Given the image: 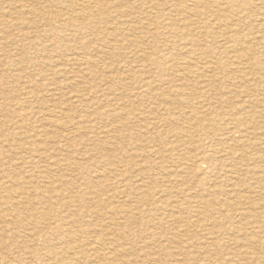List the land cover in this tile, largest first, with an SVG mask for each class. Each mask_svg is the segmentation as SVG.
Wrapping results in <instances>:
<instances>
[{"label":"rangeland","instance_id":"obj_1","mask_svg":"<svg viewBox=\"0 0 264 264\" xmlns=\"http://www.w3.org/2000/svg\"><path fill=\"white\" fill-rule=\"evenodd\" d=\"M95 1L0 0V264H264V0Z\"/></svg>","mask_w":264,"mask_h":264},{"label":"bare ground","instance_id":"obj_2","mask_svg":"<svg viewBox=\"0 0 264 264\" xmlns=\"http://www.w3.org/2000/svg\"><path fill=\"white\" fill-rule=\"evenodd\" d=\"M46 1V0H45ZM37 2L39 4L42 5V8L39 10L38 9H32V8H28L29 13L35 15V17L37 19H39V21L45 22L47 23V25H52V24H56L58 25V31L60 34H62L64 37L69 36L71 40H74L75 42H78L81 44L82 48L79 50L84 51V54H86L89 50H90V45L89 43H86L84 41H81L84 39V37H81L80 34H83V30L91 28L93 26V24L95 23V19L94 17L96 15H100L101 13H103L106 8L104 5L102 10H100L99 13H96L98 8H97V4L98 2L95 0H68V5L66 7V12L61 11V12H56L55 13L52 11V9H50V5L45 4V2H42V0H37ZM254 2V1H253ZM66 3V2H65ZM38 5V4H37ZM193 5V4H192ZM50 6V7H49ZM27 7V6H26ZM29 7V6H28ZM100 7V6H99ZM195 7L198 8V5H195ZM259 7V6H258ZM257 8V7H256ZM105 9V10H103ZM196 9V8H195ZM247 9V8H246ZM251 9V8H250ZM254 9V8H253ZM256 10V9H255ZM58 11V10H57ZM69 13H68V12ZM261 13V12H259ZM127 15V13H126ZM262 15V14H261ZM260 15V16H261ZM109 16V15H108ZM107 16V17H108ZM110 17V16H109ZM262 18V17H261ZM93 19V20H92ZM104 21L107 20L106 18L103 19ZM242 20V19H241ZM244 20V18H243ZM242 20V21H243ZM264 20V19H262ZM246 21V20H245ZM234 23V22H233ZM240 23V22H239ZM261 25V24H260ZM135 27V26H134ZM137 27V26H136ZM224 27V26H223ZM231 27V26H230ZM229 27V28H230ZM262 27V26H261ZM214 29V28H213ZM217 30V28L215 29ZM229 31V30H228ZM258 31V30H257ZM217 32V31H216ZM219 32V31H218ZM227 32V29H226ZM225 32V33H226ZM185 33V32H184ZM221 33V32H220ZM228 33V32H227ZM226 33V34H227ZM222 34V33H221ZM220 34V35H221ZM262 34V33H261ZM264 34V33H263ZM262 34V35H263ZM181 35V34H180ZM183 35V34H182ZM228 35V34H227ZM260 35V34H259ZM222 36V35H221ZM225 36V35H223ZM229 36V35H228ZM4 37V36H3ZM234 37V36H233ZM236 37V35H235ZM7 37H5L4 39H6ZM239 39V37H237ZM256 38V37H255ZM262 38V37H261ZM259 38V39H261ZM2 39V38H1ZM227 39V37L225 38V40ZM233 39V38H232ZM248 39V38H247ZM263 39V38H262ZM228 40V39H227ZM226 40V42H227ZM241 40V39H240ZM237 40V41H240ZM261 41V40H260ZM233 43H236V40L232 41ZM263 42V41H261ZM231 43V42H230ZM81 54V53H80ZM195 54V53H194ZM83 55V54H81ZM140 56V55H139ZM87 57V56H86ZM198 57V56H197ZM200 57V56H199ZM139 58V57H138ZM82 59V58H81ZM193 59V58H192ZM202 59V58H201ZM80 60V59H79ZM197 60V58H196ZM86 61V60H85ZM84 61V62H85ZM83 62V63H84ZM201 62V61H200ZM203 62V61H202ZM206 62V61H205ZM15 65V64H14ZM78 65V64H77ZM192 65V64H191ZM190 65V66H191ZM82 66V65H81ZM194 66V65H192ZM192 66L190 68H192ZM198 66V65H197ZM202 66V65H201ZM186 67V66H185ZM204 67V66H202ZM143 68V67H141ZM194 68V67H193ZM240 69V68H239ZM197 69H195L196 71ZM193 71V70H192ZM211 71V70H210ZM205 72V71H204ZM203 72V73H204ZM192 73V72H191ZM215 73V71H214ZM213 73V75H214ZM56 90V89H55ZM54 90V91H55ZM59 91V90H58ZM57 92V91H56ZM82 97V96H81ZM6 115V114H5ZM52 115V114H51ZM64 116V115H63ZM45 117V116H44ZM50 117V116H49ZM57 117V116H56ZM54 118V117H53ZM59 118V117H58ZM62 119V118H61ZM65 119V118H64ZM49 120V119H47ZM53 123H55V125H57L58 120H52ZM48 122V121H47ZM60 122H62L60 120ZM66 123V122H65ZM29 124V123H27ZM68 124V122H67ZM69 125V124H68ZM70 128V127H69ZM72 129V128H71ZM67 131V130H66ZM2 143V142H1ZM1 145V144H0ZM242 157V156H241ZM254 163V162H253ZM227 167V166H226ZM234 169V168H233ZM245 171V170H244ZM255 173V172H254ZM260 175V174H259ZM230 177V176H229ZM264 177V176H262ZM242 182V181H241ZM237 188V187H236ZM229 190V189H228ZM224 196V195H223ZM225 197V196H224ZM234 197V196H233ZM246 198V197H245ZM229 199V198H228ZM230 200V199H229ZM210 207V206H207ZM258 209V208H257ZM260 240V238H259ZM244 250V249H243ZM230 262V261H228Z\"/></svg>","mask_w":264,"mask_h":264}]
</instances>
